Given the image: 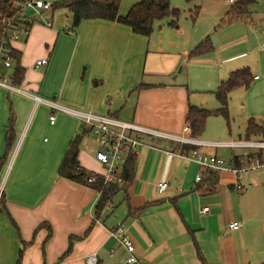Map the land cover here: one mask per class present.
Instances as JSON below:
<instances>
[{"label":"crops","instance_id":"crops-1","mask_svg":"<svg viewBox=\"0 0 264 264\" xmlns=\"http://www.w3.org/2000/svg\"><path fill=\"white\" fill-rule=\"evenodd\" d=\"M140 1L122 0L119 15L126 16ZM248 1V12L240 19L258 31L231 33V40L219 37L213 45L223 55L217 64L200 62L203 56L191 58L190 52L174 46L170 33L154 37V30L145 37L129 26L101 19L73 28L67 10L65 19L56 23V13L47 12L45 19L52 26L34 21L27 36L11 43L18 58L2 68V77L20 91L0 86V160L12 113L15 131L0 171V264H87L93 254L96 264H123L126 251L109 235L118 224L132 239L141 264H264V167L238 178L230 170L202 168L167 151L187 155L196 149L224 157L227 164L241 151L229 154L220 147L147 138L152 147H139L133 154L134 181L121 190L118 208L106 211L121 191L98 217V190L59 175L70 143L79 138V166L102 177L105 166L96 160L92 134L73 116L57 111L51 124L50 107L33 97L182 138L242 139L250 119L264 121V0ZM43 59L47 63L37 69V61ZM18 67L23 78L15 85ZM243 68L250 70L253 81L248 89L230 94V125L192 137L189 106L204 108L198 106L203 96H215L220 83ZM163 181L169 188L159 194L157 185ZM205 207L209 213L202 212ZM234 221L241 227L231 231L228 224Z\"/></svg>","mask_w":264,"mask_h":264},{"label":"built area","instance_id":"built-area-1","mask_svg":"<svg viewBox=\"0 0 264 264\" xmlns=\"http://www.w3.org/2000/svg\"><path fill=\"white\" fill-rule=\"evenodd\" d=\"M237 1L228 0L230 4H235ZM12 3L17 8L16 16L8 17L0 13V86L19 92L20 90L9 85L2 77V68L12 65L11 43L27 36L30 31L29 27L34 21L39 20L48 27L52 26V23L45 19V14L51 11L52 3L47 0H12ZM71 33L77 34L76 31H72ZM46 63V59L39 60L36 63V68L39 69ZM33 97L36 102L44 103L50 107L51 113L49 119L51 124H54L56 121L55 112L57 111L73 116L80 122L83 130H87L93 135L97 143L96 160L105 166V172L102 175L104 185L118 184L122 187L123 165L128 154H135L139 147H152L150 143L146 142L147 138L165 139L173 143L179 142L182 144L220 147L233 152L241 151L243 154L238 156L242 160V166L240 167H237L233 162L227 164L224 159L216 155H209L197 150L191 151L187 155L180 152L172 153L167 151V153L185 157L202 168L230 170L238 178H240L242 172L264 167V139H237L227 142L198 141L125 122L107 114H98L62 105L54 101L43 100L37 96ZM96 179L94 175L87 181L89 184H94ZM197 180H201V176H198ZM168 188L169 183L167 181L160 182L157 185V192L163 194ZM237 188L241 189L243 187L238 185ZM1 191L2 188H0V193ZM98 192L100 197L101 191L99 190ZM202 212L209 213V208L205 207ZM240 227L241 224L238 221L228 224V228L231 231H236ZM109 235L126 251V262L123 264H141L135 253V245L122 224H118L114 229L110 230ZM110 255H114V250L110 251ZM86 263L96 264L97 254L87 257Z\"/></svg>","mask_w":264,"mask_h":264},{"label":"trees","instance_id":"trees-1","mask_svg":"<svg viewBox=\"0 0 264 264\" xmlns=\"http://www.w3.org/2000/svg\"><path fill=\"white\" fill-rule=\"evenodd\" d=\"M122 0H64L62 2H54L51 12L67 10L72 17V27L77 28L85 20L101 19L107 21H115L123 25L129 26L132 31L141 36L150 37L155 30L157 22L165 18H172L171 24H175L180 15L179 9L171 6V0H141L132 6L126 16L119 15V6ZM248 0H239L233 4L226 14L223 25H231L240 20V17L247 14ZM0 13L8 17L17 15V8L13 5L12 0H0ZM198 15V10L195 12ZM214 47L211 40L200 43L192 50L190 57H201L213 51ZM11 58L17 59L13 51ZM23 78V70L17 68L13 74V83L18 85ZM253 81V76L248 68L239 69L231 72L226 81L220 83L215 97L220 103V108L215 110L204 109L196 106H189L187 122L191 129V136L199 138L203 135L207 123V119L211 116H222L230 125L229 115V96L232 92L245 88L248 89ZM245 138L264 139V121L257 123L250 119L245 130ZM79 138L74 139L59 168V175L69 180L82 184H89L88 179L94 174L88 173L79 166ZM15 141L14 131V115L11 114L7 135H6V151L0 160V171L4 167L5 162ZM186 149V148H184ZM196 150V149H194ZM135 156L129 153L123 166L122 187L118 184L104 185L103 178L95 176L96 182L91 184L92 187L101 191L100 197L95 206L96 216H100L105 208L110 204L113 197L121 190L126 189L134 181ZM232 162L237 166H242L240 157L234 155ZM4 204V195L0 196V210Z\"/></svg>","mask_w":264,"mask_h":264},{"label":"rangeland","instance_id":"rangeland-1","mask_svg":"<svg viewBox=\"0 0 264 264\" xmlns=\"http://www.w3.org/2000/svg\"><path fill=\"white\" fill-rule=\"evenodd\" d=\"M171 6L179 9L180 11V15L176 20V23L171 24L172 18H165L164 20L158 22L156 24L154 37L159 36V33H164L163 35H168L170 33L174 46L178 47L179 50L182 49L184 52L191 53L196 46H198L200 43L207 40L208 38H210L211 41L213 37H216L218 40L219 37H222V41L225 39L231 40L233 38L231 33H255V31H258V28L241 19L233 23V28L229 27L231 25H223L224 20L226 19V14L231 8V4L227 0H171ZM197 10L198 15L195 16V12ZM64 11L65 10L55 12V23L59 19H65L68 13L66 14V12ZM177 33H183V36H180ZM258 50L259 47L258 49L256 47V51ZM222 56L223 55L219 53V50L214 51L213 49L211 53L206 54L205 56H203V58H200V60L202 59V61L200 62H203V60L205 59H209L213 60L217 64L218 58ZM226 56L228 55L225 54V57ZM194 60L197 59H192L191 61ZM219 66H221V63L219 64ZM180 68L181 67H179L178 72H180ZM186 73H188V69L187 72H182L181 77L185 79L187 77ZM197 74L198 73H195V76H197ZM228 76L226 78H228ZM203 97V101H201L198 106L211 110L216 109V107H219V102L217 101L215 96L211 94H206ZM220 124H222L223 127H226L228 125L224 117L211 116L209 118L208 123H206V130L204 131L203 135L208 130H213L214 132L218 131ZM92 136L89 137L90 143L93 145H97L94 140V137ZM240 138L246 139L245 136H242ZM171 143L175 144L173 142ZM219 150L229 152V154L230 152L232 153L231 150L225 148ZM222 158L225 160L224 157ZM123 193L124 192L121 191L117 194V196L113 200V203H111L107 208V213L111 212L109 211V209L113 210V208H118V203L123 198Z\"/></svg>","mask_w":264,"mask_h":264},{"label":"water","instance_id":"water-1","mask_svg":"<svg viewBox=\"0 0 264 264\" xmlns=\"http://www.w3.org/2000/svg\"><path fill=\"white\" fill-rule=\"evenodd\" d=\"M216 40H217V38H216V37H213V39H212V43H213V45H215ZM181 70H182V67L180 68V72H181Z\"/></svg>","mask_w":264,"mask_h":264}]
</instances>
